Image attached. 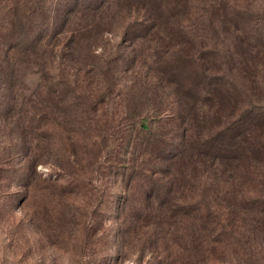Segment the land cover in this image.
<instances>
[{
  "label": "rangeland",
  "instance_id": "rangeland-1",
  "mask_svg": "<svg viewBox=\"0 0 264 264\" xmlns=\"http://www.w3.org/2000/svg\"><path fill=\"white\" fill-rule=\"evenodd\" d=\"M44 1L48 3L43 6L45 14L33 18L42 19V27L54 24L49 36L60 32L66 22L64 36L46 39L30 57L27 50L32 47L23 46L18 79L0 78V264H229L227 254L191 256L200 245L194 228L179 221L147 223L133 218L130 208L124 210L121 198L126 186L118 176L120 158L115 152L121 136L117 116L126 110L122 104L131 109L157 105L164 118L153 124L164 134L155 137L163 149L162 141L172 132L180 135L191 129L196 136L202 135L199 121L192 122L199 117L195 107L185 106L189 110L182 111L181 117L170 115L177 113L179 99L172 92L173 82L180 79L189 85L181 84L178 92L192 97L202 81L226 82L227 76L220 72L223 79H203L191 59L170 60L172 44L188 43L179 38L184 28L193 35L209 36L217 30L215 23L222 26V37L231 36L233 8H261L264 16V0ZM75 1V14L64 11L59 22L46 19L50 11ZM151 2L153 15L162 16L165 29L129 28ZM29 32L28 26L18 30L20 36ZM36 32L32 30L31 35ZM192 45H186L190 57ZM249 47L245 56L235 59L233 79L241 88L252 84L247 97L254 102L261 99L257 103L264 106V53ZM119 91L122 97H117ZM233 96L244 100L239 92ZM17 97L26 103L25 108H33L26 118L12 117L13 112L5 115ZM45 105L49 106L46 112ZM23 127L48 128L42 134L49 141L45 140L49 162L38 165L41 176L33 182L31 169L22 165ZM174 140L176 146L184 142ZM257 159V173H262L264 155ZM148 163L152 167L151 160ZM48 176L52 178L49 188L44 180Z\"/></svg>",
  "mask_w": 264,
  "mask_h": 264
},
{
  "label": "trees",
  "instance_id": "trees-1",
  "mask_svg": "<svg viewBox=\"0 0 264 264\" xmlns=\"http://www.w3.org/2000/svg\"><path fill=\"white\" fill-rule=\"evenodd\" d=\"M6 2V13L2 16ZM6 2L0 0V78L6 75L7 79H18L22 72L19 62L23 60L19 56L22 47H32L26 50L28 57L33 56L46 39L64 36L62 29L66 22L61 25L60 32H52L53 36H49L54 24L53 27L49 23L42 27V19L35 21L33 18L35 14H45L43 6L48 3H43V0ZM76 5L77 1L61 5L60 9L46 14V19L48 17L59 22L60 14L64 11L74 13ZM153 9L151 2L144 7L140 21L129 25V28L138 25L140 32L151 29L162 32L166 27L165 22L161 15H153ZM262 12L261 8L234 7L230 15L233 28L228 32L231 36L224 34L222 37L220 23H215L217 30L214 29L209 36L193 35L186 28L182 29L179 38H185L187 44H194L191 57L186 55V42L172 44L174 52L170 60L191 59L196 73L203 79H223L218 75L220 72H225L227 76L226 82L202 81L200 90L192 97L178 92L181 84L186 88L189 85L181 83L180 79L173 82L175 91L173 89L172 92L179 99L175 108L177 113L171 112L170 115L181 117L182 111L187 114V107H195L199 117L192 119V122L195 119L199 121L202 135L196 136L191 129L185 133L180 131V135L172 132L173 136L165 137L162 141L166 144L163 149L155 137H163L164 134L157 131L153 124L155 119L162 121L164 118V112L160 113L157 105L152 109L141 106L131 109L122 104L126 110L117 116L121 136L117 138L115 152L120 158L117 174L126 186L121 198L124 210L130 208L133 218L147 223L172 224L179 221L194 228L199 232L200 245L194 248L191 256L202 253L227 254L229 264L264 263V171L257 173L256 163L257 158L264 155V106L257 103L261 99L254 102L247 97L246 92L253 90L252 84L241 88L233 79L235 59L245 56V48L251 46L249 49L264 53ZM25 26L30 27V32L20 36L18 30ZM32 30L37 32L31 35ZM175 75L178 76V73ZM14 83L18 93H22L20 85ZM235 92H239L244 100H236L233 96ZM221 94L227 99H223ZM117 97H122L120 91ZM25 104L19 102L18 97L15 98L5 115L13 112L12 117L18 114L20 118L28 117L33 108L27 109ZM44 108L46 112L49 106L45 105ZM45 128L37 131L31 127L21 129L22 165L25 170L31 169V182L34 177L41 176L37 171L38 165L49 162L48 138L42 134L48 129ZM175 138H181L184 142L176 146ZM169 146L173 150L169 151ZM149 160L153 163L152 167H148ZM44 180L49 188L52 178L48 176Z\"/></svg>",
  "mask_w": 264,
  "mask_h": 264
}]
</instances>
